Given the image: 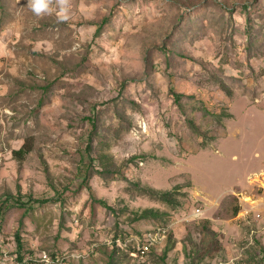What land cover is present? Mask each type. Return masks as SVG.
<instances>
[{
    "label": "rangeland",
    "instance_id": "obj_1",
    "mask_svg": "<svg viewBox=\"0 0 264 264\" xmlns=\"http://www.w3.org/2000/svg\"><path fill=\"white\" fill-rule=\"evenodd\" d=\"M45 255L264 264V0H0V264Z\"/></svg>",
    "mask_w": 264,
    "mask_h": 264
},
{
    "label": "clouds",
    "instance_id": "obj_2",
    "mask_svg": "<svg viewBox=\"0 0 264 264\" xmlns=\"http://www.w3.org/2000/svg\"><path fill=\"white\" fill-rule=\"evenodd\" d=\"M27 5L38 17L55 15L57 23L71 19L72 0H27Z\"/></svg>",
    "mask_w": 264,
    "mask_h": 264
},
{
    "label": "built area",
    "instance_id": "obj_3",
    "mask_svg": "<svg viewBox=\"0 0 264 264\" xmlns=\"http://www.w3.org/2000/svg\"><path fill=\"white\" fill-rule=\"evenodd\" d=\"M168 235L166 230L152 231L145 235L144 240L139 244L138 248L132 251V256L139 259H145L148 257L154 249L159 248L160 245H163L167 242ZM116 243L119 246H124L122 239H118ZM114 242H111L110 245H114ZM43 261L47 264H51V258L47 255L43 257ZM56 261H59L57 259Z\"/></svg>",
    "mask_w": 264,
    "mask_h": 264
},
{
    "label": "trees",
    "instance_id": "obj_4",
    "mask_svg": "<svg viewBox=\"0 0 264 264\" xmlns=\"http://www.w3.org/2000/svg\"><path fill=\"white\" fill-rule=\"evenodd\" d=\"M175 96H176V99H177V103L179 105H181L182 97L180 95H178V94H175ZM191 124H192L194 129L197 128L194 123L191 122ZM31 153H32V148H30L26 144L20 151L14 152L13 156H14V158L17 161L22 162V161H24L25 157L27 155L31 154ZM137 185H139V187H140V183H138ZM145 190L148 191V192H151V193H153L155 195L160 196L166 202L174 203L175 201H177V200L174 199L173 193L171 191H160V190L153 189V188H146ZM152 212H153L152 210H146L140 218L141 219L148 218L149 216H151L150 214H153ZM156 251H157V249L153 250V252H156Z\"/></svg>",
    "mask_w": 264,
    "mask_h": 264
}]
</instances>
